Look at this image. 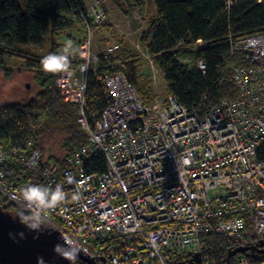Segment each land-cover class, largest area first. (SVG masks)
Returning <instances> with one entry per match:
<instances>
[{
	"label": "built area",
	"instance_id": "1",
	"mask_svg": "<svg viewBox=\"0 0 264 264\" xmlns=\"http://www.w3.org/2000/svg\"><path fill=\"white\" fill-rule=\"evenodd\" d=\"M107 2L86 0L85 57L55 78L63 100L80 107L87 141L61 166L30 143L13 148L0 138V206L26 211L19 199L26 186L62 185L66 199L44 213L45 224L99 264L111 251L108 264H168L176 256L217 264L208 253L210 235L234 241L235 250L258 249L264 241V34L231 38V55L242 54L248 63L235 70L233 98L189 110L174 95H160L154 82L157 97L145 102L122 73H113L104 78L108 106L90 116L92 38L101 26L120 30ZM126 19L145 28L141 12ZM116 50L102 45L99 53ZM197 67L207 68L202 59ZM95 156L106 160L103 172L87 168ZM258 251L237 254L231 264H252L249 256Z\"/></svg>",
	"mask_w": 264,
	"mask_h": 264
},
{
	"label": "trees",
	"instance_id": "2",
	"mask_svg": "<svg viewBox=\"0 0 264 264\" xmlns=\"http://www.w3.org/2000/svg\"><path fill=\"white\" fill-rule=\"evenodd\" d=\"M125 18L145 10L146 0H108ZM157 16L141 34L140 42L158 61V69L166 81L164 97L174 95L184 107L207 109L213 102L233 98L238 94L234 73L237 67L248 66L244 55L233 54L231 38L264 34V0H151ZM86 0H0V71L7 79L25 71L35 75L40 86L33 99L0 107V138L9 147L24 148L29 143L41 149V139L50 132L61 136L62 156H51L50 162L63 160L80 150L87 141L86 133L78 124L80 107L63 101L55 85L57 74L45 72L41 59L49 53L69 49L71 66H78L85 57L86 34L81 14L86 13ZM105 33L102 45H117L112 54H92L87 77L86 111L99 114L108 106L104 78L122 73L145 102L157 96L153 76L145 60L126 38H121L114 27L101 26ZM202 40L204 48L178 46ZM101 45V46H102ZM5 58L21 59L24 66L9 69ZM202 59L203 73L197 67ZM40 116L46 119L42 125ZM44 152V151H43ZM106 160L95 156L87 168L103 172ZM7 212L18 213L13 205H4ZM111 239L110 243H116ZM208 253L217 264H224L236 248L234 241L221 236H209ZM114 244V245H115ZM106 251L105 245L99 244ZM96 242L92 246L98 248ZM115 250V249H114ZM116 251L106 253L107 264ZM252 264L264 262V255L249 256ZM185 257L176 256L168 264H180ZM78 264H85L78 261Z\"/></svg>",
	"mask_w": 264,
	"mask_h": 264
},
{
	"label": "rangeland",
	"instance_id": "3",
	"mask_svg": "<svg viewBox=\"0 0 264 264\" xmlns=\"http://www.w3.org/2000/svg\"><path fill=\"white\" fill-rule=\"evenodd\" d=\"M19 1L22 7L26 6V0ZM106 6L112 12V21L119 23L120 30L118 33L120 37L126 38L131 46L139 52L140 56L145 60L147 70H150V74L156 82L157 91H159L160 95H164L166 93V81L164 80L162 72L158 69V61L149 54L147 48L140 42L142 32L148 29V25L152 21L151 19L154 16L156 6L151 2V4H148L147 11L146 9L143 11L142 14L145 18L144 29L138 26L137 23L135 25H128L127 19L119 13L118 9L113 6L111 2L108 1ZM94 38L93 36L92 50L93 53H97L101 48L102 41L97 42V39ZM153 58L155 60L154 65L151 64V59ZM5 65L7 68L15 70L21 68V66L25 64L21 59L5 58ZM20 70L21 69L15 72L10 79L6 78L5 71H0V107L10 103L31 100L39 91L40 86L38 85V80H36L35 75L27 72V70L26 72ZM40 118L39 125H42L46 122V119L43 116H40ZM51 133L52 132L41 139V146L43 147L42 150L44 151L43 155L45 159H49L51 156H56L58 158L62 156V150H60L62 138L57 133Z\"/></svg>",
	"mask_w": 264,
	"mask_h": 264
},
{
	"label": "water",
	"instance_id": "4",
	"mask_svg": "<svg viewBox=\"0 0 264 264\" xmlns=\"http://www.w3.org/2000/svg\"><path fill=\"white\" fill-rule=\"evenodd\" d=\"M21 212H7L0 206V264H38V258H43L44 264H69L54 251L57 244L64 245L59 230L47 224L38 231L29 230L20 222L18 215ZM263 247L264 241L259 245V248ZM249 251L255 252L257 249L234 250L228 255L226 263L231 264L232 257L237 254L248 255ZM258 253L264 255V252L258 251ZM78 261L85 264H99L95 259L86 257L82 253L78 255ZM100 262L106 264L107 259L101 257ZM188 264H200L199 256Z\"/></svg>",
	"mask_w": 264,
	"mask_h": 264
},
{
	"label": "clouds",
	"instance_id": "5",
	"mask_svg": "<svg viewBox=\"0 0 264 264\" xmlns=\"http://www.w3.org/2000/svg\"><path fill=\"white\" fill-rule=\"evenodd\" d=\"M41 68L48 73H65L71 69L69 49L61 53H49L41 61ZM19 199L23 202L26 211L21 212L20 222L29 230L38 231L45 227L46 217L44 213L59 206L66 199V192L62 185H28L19 193ZM64 245L57 244L54 251L69 264H78V255L82 252L78 243L64 236ZM38 264H44L43 258H38Z\"/></svg>",
	"mask_w": 264,
	"mask_h": 264
},
{
	"label": "crops",
	"instance_id": "6",
	"mask_svg": "<svg viewBox=\"0 0 264 264\" xmlns=\"http://www.w3.org/2000/svg\"><path fill=\"white\" fill-rule=\"evenodd\" d=\"M151 0H146V4H147V6H146V11H147V9H148V4H151ZM153 3V2H152ZM154 4V3H153ZM155 6H156V4H154ZM157 14V7H156V9H155V13H154V16H153V18L151 19V20H154V18L157 16L156 15ZM117 15H119V14H117ZM112 27V26H111ZM119 34V33H118ZM120 36V35H119ZM94 37L97 39V42H99V41H102L104 38H105V33L101 30V28H98L97 30H96V32H95V34H94ZM94 38V39H95ZM102 44H105L104 42H102ZM101 44V45H102ZM98 53V52H97ZM97 53H95V54H97ZM155 64V63H154ZM155 82V81H154ZM164 96V95H163ZM46 160H48V159H46Z\"/></svg>",
	"mask_w": 264,
	"mask_h": 264
},
{
	"label": "flooded vegetation",
	"instance_id": "7",
	"mask_svg": "<svg viewBox=\"0 0 264 264\" xmlns=\"http://www.w3.org/2000/svg\"><path fill=\"white\" fill-rule=\"evenodd\" d=\"M257 250L264 252V247L263 248H258ZM189 260L181 262L180 264H188ZM107 264V263H106Z\"/></svg>",
	"mask_w": 264,
	"mask_h": 264
}]
</instances>
